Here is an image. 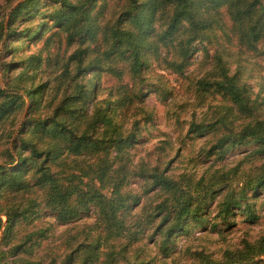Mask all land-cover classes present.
Segmentation results:
<instances>
[{"label":"trees","instance_id":"1","mask_svg":"<svg viewBox=\"0 0 264 264\" xmlns=\"http://www.w3.org/2000/svg\"><path fill=\"white\" fill-rule=\"evenodd\" d=\"M39 1L20 0L0 20L4 42L14 32L23 42L50 30L43 47L21 56L0 85V264H264V231L219 256L191 244L178 249L179 237L193 229L215 227L216 218L229 223L235 210L254 222L259 198L264 206V118L242 64L231 70L226 57L232 37L238 55L264 56V0H49L43 9ZM20 16L28 25L16 29ZM218 31L226 42L210 53L203 43ZM196 42L208 62L197 93L227 103L207 120H191L187 132L215 135L202 150L207 157L223 159L243 145L242 158L259 162L195 176L144 159L132 167L139 123L151 118L143 101L163 85L145 75L149 56L182 75ZM104 74L119 82L101 88ZM237 173L241 183L233 186ZM133 175L153 190L146 201L130 187ZM40 206L61 224L91 218L47 262L33 249L44 229L17 226L38 216Z\"/></svg>","mask_w":264,"mask_h":264},{"label":"rangeland","instance_id":"2","mask_svg":"<svg viewBox=\"0 0 264 264\" xmlns=\"http://www.w3.org/2000/svg\"><path fill=\"white\" fill-rule=\"evenodd\" d=\"M18 1L20 0H0V20L6 21L8 11ZM47 1L49 0L39 1L40 9L48 5V3L46 4ZM109 1L114 2L116 0ZM31 9L33 8L31 7ZM221 13L222 17L227 20V14L224 11ZM27 25L28 21H23L21 16L13 24L16 29ZM49 32L50 30L42 38L36 40L17 42L13 40L16 37V32L12 33L6 42L0 40L1 86H4V81H7V77H11L16 72L17 61L21 56L43 47L45 36ZM225 42L226 40L221 35V32L218 31L216 37L210 41H205L203 44L208 47L210 53H213V50L216 48L222 50L221 47ZM57 44L58 41H55L48 45L47 48L42 49L43 54L45 55L48 50H55ZM196 46H198V49L195 50L191 57V64L182 75L171 69L160 67L155 58L149 56V66L145 75L148 80L159 84L162 83L163 85L161 86V90L149 92L143 101V105L146 111L150 112L151 118L148 121L141 120L139 123L140 129L137 132L139 138L131 148L133 157L132 167L138 160L144 159L151 163L159 162L160 168L167 165L166 169L168 172H173L175 175L182 172H192L195 176L207 169L229 170L233 168L230 172L234 173L233 170L236 166H238L236 171H241L259 162V159L242 158L244 155L242 153L244 149L243 145L230 149L223 159H215L214 154L207 157L202 150L208 148L214 142L215 135L209 133L195 136L192 132H187L191 120H207L213 116L214 111L218 109L220 104L227 103L218 94L205 93L201 96L197 93V80L205 74L208 62L204 60L205 57L201 51L200 43L196 42ZM260 46H264V38ZM62 47L61 44L58 49L59 53L62 51ZM227 48L229 50L226 57L229 59L231 70H234L237 65L242 64L240 75L243 80L250 84L251 97H255L260 107L259 115L264 118V56L249 50H244L242 54L238 55L236 51L239 45L236 43L234 37H232V43ZM156 73L160 74L159 80ZM118 82L115 77L104 74L100 83L101 88H104ZM24 114L25 112L22 111L20 117ZM243 118L240 115L235 119V129L243 121ZM238 173L236 174V180H232L233 186L241 183L242 173ZM130 181V187L134 189V192L142 195L143 201H146L150 198V195H153V190L145 189L141 176L133 175ZM259 199L256 202V209L259 213V218L256 221L250 222L245 220L243 214L235 210V213L229 216V223L216 218L217 225L215 227L210 228L208 226L206 230L195 228L187 237H179L178 249L191 244L190 248L192 249L202 248L204 251H213L214 255L219 256L224 247L240 244L243 238L253 239L257 237L264 231V206L260 205ZM40 207L38 216L32 218L27 225L21 223V225L17 226L19 229H44V234L41 237L34 238L36 243L33 249L35 255L41 256L43 261L47 262L50 256L56 252H61L65 238L75 234L80 227L87 225L91 218L82 219L75 223L61 224L54 219L49 210L42 206ZM213 213L214 211L211 212V218ZM150 241L149 238L145 239L147 247L152 246ZM152 250L153 247H151ZM148 251L150 253V249ZM159 262L158 258H156L154 264H158ZM167 264L172 263L168 260Z\"/></svg>","mask_w":264,"mask_h":264}]
</instances>
